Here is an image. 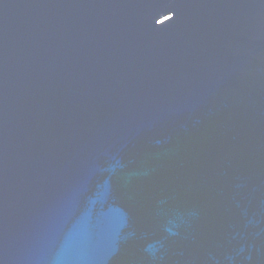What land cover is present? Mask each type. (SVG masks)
<instances>
[{
  "label": "water",
  "instance_id": "obj_1",
  "mask_svg": "<svg viewBox=\"0 0 264 264\" xmlns=\"http://www.w3.org/2000/svg\"><path fill=\"white\" fill-rule=\"evenodd\" d=\"M0 264H264V0H0Z\"/></svg>",
  "mask_w": 264,
  "mask_h": 264
}]
</instances>
